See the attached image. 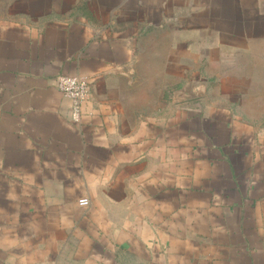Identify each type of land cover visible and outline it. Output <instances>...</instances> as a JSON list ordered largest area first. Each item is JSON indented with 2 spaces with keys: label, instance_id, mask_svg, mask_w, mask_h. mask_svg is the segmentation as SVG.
<instances>
[{
  "label": "crops",
  "instance_id": "0c3cea01",
  "mask_svg": "<svg viewBox=\"0 0 264 264\" xmlns=\"http://www.w3.org/2000/svg\"><path fill=\"white\" fill-rule=\"evenodd\" d=\"M145 1L0 0V264H264V136L205 88L163 100L179 42ZM238 5L203 46L264 65ZM63 75L91 84L79 123Z\"/></svg>",
  "mask_w": 264,
  "mask_h": 264
},
{
  "label": "rangeland",
  "instance_id": "374dc122",
  "mask_svg": "<svg viewBox=\"0 0 264 264\" xmlns=\"http://www.w3.org/2000/svg\"><path fill=\"white\" fill-rule=\"evenodd\" d=\"M242 1L250 8L249 13L255 15L254 19H257L256 16L263 17L264 0ZM145 2L148 8H154L155 5L161 8L157 16L162 14L159 19L163 25V41L179 42V62L176 72L173 67L172 79L165 75L164 69L163 100L178 92L179 102L185 101L189 92L197 93L205 88L206 94L199 103L210 105L223 102L224 105L231 106L234 115L253 125L264 136V65L261 63L257 67L254 66L255 64L250 65L244 61L245 58L241 53L235 55V51L229 48L226 56L227 64L219 63L220 50L213 49L217 45L215 41L217 35L203 29L211 24L217 25L224 17L227 21L224 22V26L239 27L240 24L235 23L237 13L234 7H239L238 3L241 0H146ZM131 5L133 6L134 3L132 2ZM170 26L177 27V32L170 34ZM248 26L251 27V24ZM153 36V33L148 32L147 38L154 39ZM187 42H193L190 43L188 50L184 46ZM210 43L213 48L208 49L203 46ZM256 45L250 43L247 51L252 54L249 55L251 59H258L261 62L264 59V49H258ZM235 60L238 63H235ZM243 75L252 76L253 79L239 88L235 87L234 81L224 80L226 76L240 78ZM175 76H178L177 79Z\"/></svg>",
  "mask_w": 264,
  "mask_h": 264
},
{
  "label": "built area",
  "instance_id": "2783aa9c",
  "mask_svg": "<svg viewBox=\"0 0 264 264\" xmlns=\"http://www.w3.org/2000/svg\"><path fill=\"white\" fill-rule=\"evenodd\" d=\"M58 90L60 93L71 101L72 105V120L74 123H79L82 118L83 106L90 97L91 84L81 76H60L58 80ZM81 207H89L88 199L79 200Z\"/></svg>",
  "mask_w": 264,
  "mask_h": 264
}]
</instances>
